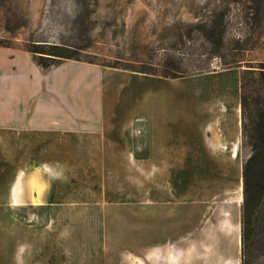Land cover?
Listing matches in <instances>:
<instances>
[{
  "label": "crops",
  "instance_id": "1",
  "mask_svg": "<svg viewBox=\"0 0 264 264\" xmlns=\"http://www.w3.org/2000/svg\"><path fill=\"white\" fill-rule=\"evenodd\" d=\"M225 82L236 104L229 78L211 98L184 97L157 76L43 68L0 46V264H164L198 249L187 239L209 213H240L223 198L241 138L217 95ZM16 213H46L45 224Z\"/></svg>",
  "mask_w": 264,
  "mask_h": 264
},
{
  "label": "rangeland",
  "instance_id": "2",
  "mask_svg": "<svg viewBox=\"0 0 264 264\" xmlns=\"http://www.w3.org/2000/svg\"><path fill=\"white\" fill-rule=\"evenodd\" d=\"M0 45L27 52L60 45L72 49L80 59L74 61L152 73L147 75L165 79L169 90L182 91L184 97L211 98V83L229 78L238 87L241 130L240 72L264 63V0H0ZM29 53L34 61L51 62ZM237 154L235 192L223 194L232 204L240 196L242 202L241 170L249 154L241 138ZM16 214L26 224H45L46 213L38 218ZM208 217L198 236L187 239L199 248L164 264H240V248L236 251L230 235L231 226L240 227V213ZM259 233L252 264H264V228ZM88 241L100 242L99 234Z\"/></svg>",
  "mask_w": 264,
  "mask_h": 264
},
{
  "label": "trees",
  "instance_id": "3",
  "mask_svg": "<svg viewBox=\"0 0 264 264\" xmlns=\"http://www.w3.org/2000/svg\"><path fill=\"white\" fill-rule=\"evenodd\" d=\"M1 46V45H0ZM38 46L28 50L51 62L35 59L44 68L58 66L66 60H80L72 49L60 45ZM152 74L147 71L133 70ZM157 75V74H153ZM163 77H168L162 74ZM241 141L249 154L241 170L242 202L240 206V264H252L257 258L259 235L264 228V63L247 66L240 72Z\"/></svg>",
  "mask_w": 264,
  "mask_h": 264
},
{
  "label": "bare ground",
  "instance_id": "4",
  "mask_svg": "<svg viewBox=\"0 0 264 264\" xmlns=\"http://www.w3.org/2000/svg\"><path fill=\"white\" fill-rule=\"evenodd\" d=\"M228 85L231 86V84L229 82H225L223 84L222 88L220 90H218L217 95H218L219 98L224 99L225 102H227V101L229 102V105H230L231 109L228 110L229 108H227V111H230V114H231V117H232V116H234L233 110H235L236 114H239V104H238V98H236L237 100H236V104H235V101L233 100L232 95L231 96L228 95V92H229ZM234 105H235V107H234ZM223 109H226V108H223ZM240 202H241V196H240V199H239V203ZM230 235H231V238H232L231 240H232L234 246L237 249L236 251H238L239 248H240V227H239V225L237 226V229L232 230Z\"/></svg>",
  "mask_w": 264,
  "mask_h": 264
}]
</instances>
